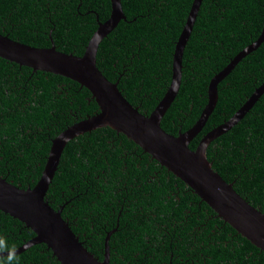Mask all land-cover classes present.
<instances>
[{"label":"trees","instance_id":"obj_1","mask_svg":"<svg viewBox=\"0 0 264 264\" xmlns=\"http://www.w3.org/2000/svg\"><path fill=\"white\" fill-rule=\"evenodd\" d=\"M193 0H121L125 19L99 44L96 63L149 115L167 91L176 42ZM111 0H0V33L21 43L82 55ZM264 27V0H202L182 57L178 93L161 119L173 135L191 128L211 79ZM264 83V39L217 85V102L198 135L227 121ZM99 111L91 92L63 75L0 57V176L23 189L41 177L51 143ZM212 167L264 210V93L207 147ZM46 199L87 249L109 264H264V251L238 233L184 181L125 134L102 126L65 146ZM0 235L15 248L35 234L0 210ZM15 264H60L38 243Z\"/></svg>","mask_w":264,"mask_h":264},{"label":"water","instance_id":"obj_2","mask_svg":"<svg viewBox=\"0 0 264 264\" xmlns=\"http://www.w3.org/2000/svg\"><path fill=\"white\" fill-rule=\"evenodd\" d=\"M201 2L202 0L192 2L186 23L175 45L170 85L149 115L134 107L122 94L117 82L110 81L96 63L100 42L126 17L121 0H111L109 19L99 22L98 29L80 56L59 51L54 45L47 48L30 46L0 33V57L34 70L57 73L77 81L91 92L99 107L97 113L68 126L53 138L44 170L32 188H20L0 176V210L22 221L35 234L25 244L16 248L17 253L32 245L45 243L60 264H109L110 233L105 239L104 259L100 260L74 233L68 221L62 217L61 209H54L46 199L66 144L79 134L102 126H110L133 140L152 158L184 181L219 217L264 251V210L250 204L234 189L232 183L227 182L215 171L206 154L208 145L236 125L261 97L264 93V83L255 89L233 116L204 135L196 149L189 147L191 140L202 130L216 105L218 83L243 57L260 45L264 39V27L256 41L240 51L211 79L208 102L191 128L173 135L161 126V119L180 87L184 48Z\"/></svg>","mask_w":264,"mask_h":264},{"label":"clouds","instance_id":"obj_3","mask_svg":"<svg viewBox=\"0 0 264 264\" xmlns=\"http://www.w3.org/2000/svg\"><path fill=\"white\" fill-rule=\"evenodd\" d=\"M17 260L18 256L15 246L9 244L7 239L0 235V264H15Z\"/></svg>","mask_w":264,"mask_h":264}]
</instances>
